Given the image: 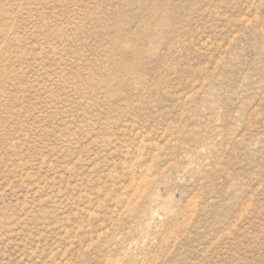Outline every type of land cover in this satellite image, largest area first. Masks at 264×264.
Returning a JSON list of instances; mask_svg holds the SVG:
<instances>
[{
  "label": "rangeland",
  "instance_id": "374dc122",
  "mask_svg": "<svg viewBox=\"0 0 264 264\" xmlns=\"http://www.w3.org/2000/svg\"><path fill=\"white\" fill-rule=\"evenodd\" d=\"M0 264H264V0H0Z\"/></svg>",
  "mask_w": 264,
  "mask_h": 264
}]
</instances>
